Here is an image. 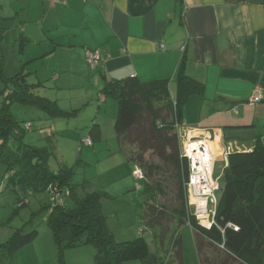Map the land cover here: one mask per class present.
Masks as SVG:
<instances>
[{"label": "crops", "instance_id": "crops-1", "mask_svg": "<svg viewBox=\"0 0 264 264\" xmlns=\"http://www.w3.org/2000/svg\"><path fill=\"white\" fill-rule=\"evenodd\" d=\"M0 30L14 39L10 54L4 52L19 62L11 76L26 74L37 93L64 110L58 116L80 109L76 93L89 101L92 118L82 127L94 125L86 135L94 144L104 125L116 122L117 106L108 99L116 100L103 94L107 82L170 79L174 97L181 72L202 83L182 106V142L210 137L214 177L218 159L225 161L219 184L227 153L264 143V0H0ZM88 51L100 55L93 69ZM6 70L0 64V77ZM257 89L263 102L251 105Z\"/></svg>", "mask_w": 264, "mask_h": 264}, {"label": "trees", "instance_id": "trees-1", "mask_svg": "<svg viewBox=\"0 0 264 264\" xmlns=\"http://www.w3.org/2000/svg\"><path fill=\"white\" fill-rule=\"evenodd\" d=\"M0 79L4 80L0 91V162L8 165L4 179L7 178L20 207L31 203L30 195L49 194L50 202L44 206L46 224L60 253L91 245L97 264H124L134 258L144 264H185L181 232L188 225L194 232L200 264H264L262 141L248 150L229 153L211 227L200 223L190 205V163L183 154L179 124L184 102L202 89V83L181 72L174 97L170 79L141 82L129 78L106 83L103 94L118 102L115 130L121 153L127 156V146L128 161L145 173L140 187L135 188L140 192L137 211L144 230L134 240L117 242L102 211V191L88 192L86 184L84 190H79L74 170L67 164L52 169L49 148L26 141L32 123L18 120L12 107L21 104L44 108L52 116L63 115L64 110L57 107L56 101L37 93V85L28 82L23 72L11 77L2 75ZM148 152L155 154L164 166L151 161ZM162 168L170 171L176 185L171 211L166 202L158 200L160 194H165L162 180L155 178ZM51 188L60 194L56 201L52 200L56 195ZM145 233L154 237L155 252L149 249ZM39 235L37 228L29 232L16 229L6 246L14 254ZM206 243V248L213 249L211 255L205 251Z\"/></svg>", "mask_w": 264, "mask_h": 264}, {"label": "rangeland", "instance_id": "rangeland-1", "mask_svg": "<svg viewBox=\"0 0 264 264\" xmlns=\"http://www.w3.org/2000/svg\"><path fill=\"white\" fill-rule=\"evenodd\" d=\"M6 32L0 30V60L3 58L0 64L9 69L6 70V76H11V68L18 67L19 62L13 57L11 58V55L4 57V52L10 54L14 41L12 37H4ZM7 33L11 32L8 30ZM3 82L4 80L0 79V89ZM80 95L82 94H74L75 98L73 101L74 105L80 107V109L77 112L73 111L69 118L58 115L52 116L46 109L35 106L19 104L13 110L18 119L32 123V130L28 134V136L32 135L34 137L31 142L37 146L49 148L51 152L49 162L52 169H58L61 167L60 165L67 164L74 170V182L78 184L79 190H84V185L86 184L85 190L88 192L96 189L102 191V211L107 218L109 229L112 231L116 241L134 240L139 236L141 226L137 212L140 192L135 189L141 181H138L134 173V167L131 168L132 166L129 165L123 153H121L118 139L115 136V121L113 126L111 123L104 125L105 131L102 140L95 141L93 146L83 145L82 150H79L80 141L84 139L94 126L82 127L86 124L84 121L92 118L90 110L92 105L87 106L89 101H81ZM1 101H3V98L0 99ZM108 101L114 103L118 111L117 102L111 99H108ZM106 117V121H109V115ZM26 126L30 128V124H26ZM79 131H82V135H79ZM91 139L93 140L92 137ZM26 141H29V139L27 138ZM124 149L127 152V156L130 157L127 146ZM148 156L151 157V161L154 159L155 163H160L164 166L155 154L148 152ZM224 162L223 159H218L216 162L215 177L221 173ZM138 164L141 165L140 163ZM7 167V164L0 162V264H97L95 249L91 245L67 248L63 253H60L59 248L55 244L53 234L46 224L47 209L44 206L50 202L49 194L30 195V204L22 207L18 206L15 195L8 187L7 178L4 179ZM163 171L165 175H163ZM159 173V175H155V178L162 180L165 194L163 196L160 194L158 200L162 203L166 202L171 211L175 201L174 190L176 185L167 168H162ZM127 177H132V182L135 186L129 191L124 190L125 186H127ZM223 185L224 178L220 180L219 189L216 191L217 198H220ZM51 189L56 197H60L59 193L54 191L53 188ZM54 197H52V200L56 201V197ZM163 222L168 223L169 221L163 219ZM20 228L24 229L25 232L37 228L40 235L35 241L23 246L12 254L13 252H10L6 243L16 229ZM181 233L185 264H200L193 230L187 225L182 229ZM145 236L149 249L151 252H155L156 243L154 237L148 233H145ZM207 246L208 244L206 243L205 251L211 255L213 249L206 248ZM124 264L144 263L140 258H134L125 261Z\"/></svg>", "mask_w": 264, "mask_h": 264}, {"label": "built area", "instance_id": "built-area-1", "mask_svg": "<svg viewBox=\"0 0 264 264\" xmlns=\"http://www.w3.org/2000/svg\"><path fill=\"white\" fill-rule=\"evenodd\" d=\"M55 1L64 3L65 0ZM87 58L92 69L100 62V55L97 51H88ZM249 102L251 105L261 104L263 102L262 90L257 89L250 97ZM181 126L182 123L179 124V128ZM210 142V137L207 135L190 136L186 142H183V154L190 163L189 202L200 223L206 227H211L214 222L218 205L216 191L219 189V182L213 176L215 159L211 152ZM82 143L83 145L91 146L93 145V140L89 136ZM134 173L139 182L145 178L144 171L138 166L134 168ZM137 187H140V184ZM143 230V228H140V232Z\"/></svg>", "mask_w": 264, "mask_h": 264}, {"label": "water", "instance_id": "water-1", "mask_svg": "<svg viewBox=\"0 0 264 264\" xmlns=\"http://www.w3.org/2000/svg\"><path fill=\"white\" fill-rule=\"evenodd\" d=\"M231 152H232V151H231ZM231 152H230V153H231Z\"/></svg>", "mask_w": 264, "mask_h": 264}]
</instances>
